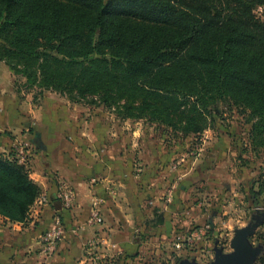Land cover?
Returning <instances> with one entry per match:
<instances>
[{"label":"trees","instance_id":"16d2710c","mask_svg":"<svg viewBox=\"0 0 264 264\" xmlns=\"http://www.w3.org/2000/svg\"><path fill=\"white\" fill-rule=\"evenodd\" d=\"M52 1L0 0V61L17 70L5 57L43 59L46 88L183 132L210 126L208 108L228 99L264 129V0ZM29 158L0 153V216L10 222H26L43 194Z\"/></svg>","mask_w":264,"mask_h":264},{"label":"crops","instance_id":"0c3cea01","mask_svg":"<svg viewBox=\"0 0 264 264\" xmlns=\"http://www.w3.org/2000/svg\"><path fill=\"white\" fill-rule=\"evenodd\" d=\"M8 100L4 102L0 97V153L23 142L33 141L43 147L39 148L42 159L34 161L31 178L50 202L39 211L33 207L26 222L14 223L0 216V264H97L99 248L92 247L96 238L116 246L115 250L106 247L108 264H137L146 249L158 247L156 242L173 238V234L193 222L192 213L200 210L201 203L191 207L186 200L194 190L193 184L201 181L205 160L192 169L185 165L182 200L178 194L174 203L167 206L160 202V181L166 177L159 168L161 159L170 157L159 151L147 155L146 143L138 146L135 139L124 142L121 133L104 129L98 119L90 118L88 124L84 118L74 116L75 111L71 114L60 110L58 117L54 110L34 112ZM137 166L142 167V173L136 172ZM63 184L75 194L68 209L59 199ZM197 191L204 199L203 190ZM236 192L238 203L240 191ZM218 198L221 203L215 204L217 208L235 207V202L230 203L223 192ZM96 203L103 216L101 225L89 223ZM241 204L238 209H245ZM252 205L250 200L249 212ZM159 212L163 215L154 219ZM57 217L62 220L65 234L52 259L43 252L41 236ZM175 244L174 241V247Z\"/></svg>","mask_w":264,"mask_h":264},{"label":"rangeland","instance_id":"374dc122","mask_svg":"<svg viewBox=\"0 0 264 264\" xmlns=\"http://www.w3.org/2000/svg\"><path fill=\"white\" fill-rule=\"evenodd\" d=\"M49 2L56 5V1ZM258 11L262 12V9ZM5 59L19 66L16 70L5 61H0V97H3L4 102H8L10 98V102L14 101L19 107L34 112L41 109L45 112L54 110L58 117L61 116L60 110L64 109L71 114L75 111L74 116L84 118L88 124L91 123L90 118H95L100 120L104 129L109 127L110 131L121 133L124 142L135 139L140 143L138 146L146 143L144 149L147 150V155H156L155 152L159 151L162 156L170 157L160 161L159 171L166 177L160 181L161 203L167 206L174 203L178 194L181 202L183 172L187 169L186 166L189 165L192 169L200 160H205L201 181L193 184L194 190L186 200L191 207L201 203L200 210L196 209L197 211L192 213L193 222L173 234V238L156 242L158 247L150 246L141 253L142 260L135 263L214 264L217 257L233 252L231 243L238 230L257 225L252 235L246 238V243L259 251L252 264H264V129H253V124L258 118L250 108L237 106L230 99L220 101L208 108L210 114L207 120L210 126L198 133L183 132L148 116H125L124 111L99 104L97 96H87L76 101L71 99L68 93L46 88L41 83L44 77L40 65L46 64L43 59L36 61L18 55ZM24 63L28 65L29 71H37L36 82H33L34 77L28 78L23 72ZM92 100H96V103H92ZM4 134L12 137L9 132ZM29 144L30 170L33 171L36 166L34 161L42 159V150L39 148L43 147L33 141ZM6 151L3 153L16 155L15 148H6ZM206 168L208 170H205ZM135 170L137 173L143 172L140 166L135 167ZM197 189L203 190L204 199L197 195ZM236 191H240V201L243 204L240 201L236 203ZM252 191L259 193V204L257 207L252 205L249 212ZM221 192L228 195L230 203L235 202V207L227 205L226 209L223 206V209L217 208L218 205L215 204L221 203L218 198ZM240 204L241 208L245 209H238ZM160 215L163 214L155 213L154 219ZM199 217L201 219H198ZM201 230L204 231L203 234L198 233ZM194 234V238L189 240ZM102 240L94 239L95 245L92 247L99 248V252L96 250L100 259L97 264H108L107 258L110 256H107L108 248L102 244ZM106 245L112 250L116 249L113 244L106 242ZM94 253L92 250L91 254L95 257Z\"/></svg>","mask_w":264,"mask_h":264},{"label":"built area","instance_id":"2783aa9c","mask_svg":"<svg viewBox=\"0 0 264 264\" xmlns=\"http://www.w3.org/2000/svg\"><path fill=\"white\" fill-rule=\"evenodd\" d=\"M29 145L27 143H19L15 147V152H16V158L19 160L20 163L26 164L28 162V154H29ZM74 192L65 184L61 186V190L59 192V199L62 202V205L64 208L68 209L71 207L72 202L74 200ZM49 204V199L47 195L42 194L38 200L36 201L35 205L33 206L36 210L39 211L44 207L45 205ZM89 223L92 225H101L103 223V216L102 212L99 206V203H96L94 205V208L91 212V215L89 217ZM209 228V226H208ZM203 230H201L200 234H203ZM65 234V228L63 226L62 220L60 217H57L54 221L53 226L47 230L43 235L41 236V245L43 247V251L46 254L48 258H54L59 250V246L61 241L63 240ZM197 234V233H195ZM189 240H192L195 236ZM102 244H104L106 247V241L102 240ZM94 241L92 242V246ZM96 243V242H95ZM114 246V245H113ZM115 247V246H114Z\"/></svg>","mask_w":264,"mask_h":264},{"label":"water","instance_id":"95a60500","mask_svg":"<svg viewBox=\"0 0 264 264\" xmlns=\"http://www.w3.org/2000/svg\"><path fill=\"white\" fill-rule=\"evenodd\" d=\"M257 225H251L238 230L232 240L233 252L227 256L217 257L214 264H252L259 251L252 249L246 243V238L251 236Z\"/></svg>","mask_w":264,"mask_h":264}]
</instances>
